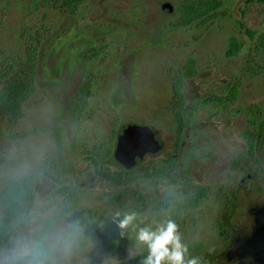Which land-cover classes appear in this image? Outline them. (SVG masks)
<instances>
[{"label":"rangeland","instance_id":"374dc122","mask_svg":"<svg viewBox=\"0 0 264 264\" xmlns=\"http://www.w3.org/2000/svg\"><path fill=\"white\" fill-rule=\"evenodd\" d=\"M191 1L85 0L72 13L62 2L0 0V69L21 65L36 83L22 119L12 123L0 115V194L9 183L32 178L34 195L0 264H141L148 253L136 231L121 236L113 221L117 212L140 206L133 194L110 201L102 181L72 198L58 194L76 180L101 179L89 157L99 152L111 162L124 125L159 130L167 152L175 141L187 147L186 186L146 188L167 192L141 210L138 227L155 230L173 220L189 256L201 264H264V0H220L212 18L184 25L182 8ZM167 4L172 13L163 10ZM233 38L241 48L227 58ZM31 47L38 50L33 70L27 68ZM234 83L238 98L223 108L216 97ZM178 84L184 107L197 109L180 140ZM85 85L90 94L82 96ZM259 124L261 147L250 157L244 131ZM247 174L256 178L241 184ZM199 187L208 195L199 205L188 204ZM5 218L0 205V222ZM224 220L236 232L228 239L216 233ZM100 231L103 248L94 259L86 245ZM115 235L118 246L112 245Z\"/></svg>","mask_w":264,"mask_h":264},{"label":"flooded vegetation","instance_id":"af4514ba","mask_svg":"<svg viewBox=\"0 0 264 264\" xmlns=\"http://www.w3.org/2000/svg\"><path fill=\"white\" fill-rule=\"evenodd\" d=\"M236 55L237 54L230 56V55H228V51L226 52L227 58H232ZM211 98H212V96L207 97V98L204 97V105L208 102V100H211ZM216 98H217L218 104H223V108H226V104H229L231 102L233 103L238 98L237 84L234 83L232 85V87L228 88L226 95L225 94L224 95H218ZM183 99H184V97H183ZM195 99L196 98H193V101ZM183 101L185 102L186 100L184 99ZM195 105L189 104V105H187V107L183 111V116L187 122H188V116L191 115V113H194L197 111V109H194ZM261 130H262V124L261 125L259 124L258 127L255 128V130H250L247 128V130L244 131L246 133V136L248 134V136H247L248 154L250 157H255L259 148L261 147V142L263 139V135H262ZM154 131L156 134V138L159 141H161L162 135L160 134V131L157 129H154ZM189 136H190V129H188V131L186 133V139L189 138ZM251 137L255 138L253 141L254 142L253 147H251V139H252ZM256 137L261 138V140H259V142H258ZM177 140H178V138H177ZM116 143H117V139H116ZM162 143L164 144V146L160 152H158L156 154H147L144 157L143 161L132 169H127L122 164H120L118 161H116L115 157H114V153H113L112 161L108 163L107 161H105L101 157H99V155H98L99 152L98 153L96 152L89 157V160L92 164V168L94 170V173H96L97 176H101V179H98L95 175H93V177H91L89 180L91 182L89 184L87 182L79 184L77 182L78 180H76L75 182L70 184L69 188L59 189L58 194L65 196V197L72 198L78 194V192H79L78 190L82 191V193L93 191L95 189L96 185L102 181V182H104L106 188H109L111 190V191L106 190V193H103L105 195H103V194L102 195L105 197H108L110 199V201H117L118 202V201H121L122 198L130 197L133 194V197L136 198L138 204L140 205L139 207H133V211H132V212L137 213V221H138L139 214L141 213V210L146 209L149 206L150 201L158 200L160 202L162 197H164V195L167 192V191L159 190V192L157 194H155V192H153V190H151V189L146 190V192H145L146 188H148L150 185H153L155 188H159V187L161 188L163 186V187L167 188L168 190L171 188L176 189V190H181L180 188H182L183 186L185 187L187 184V181H188L186 178L183 177V174L185 172L183 165H184V151L187 148L186 142L182 141L181 144H179L177 141H175V144H174L175 147L173 149V152H171V150H170V152H167L166 151V142L164 141ZM191 146L192 145L190 144L188 146V148L189 147L191 148ZM115 148H116V145H115ZM191 150L189 149L186 152V157L188 158V160L193 159L194 154H193V152H191ZM114 152H115V149H114ZM96 157H98V159H96ZM256 161L257 160L254 159L252 161V163L256 164ZM150 162H152V164H150ZM108 164L110 166H111V164H114L115 167L116 166L119 168L121 167V169L119 170V169H113L112 167L110 168V166ZM140 169H142V170L140 171ZM118 173L121 174V176H122V182L120 184L114 183V181L112 180V176L115 174H118ZM132 173H133V175H130ZM167 177H168V179H167ZM254 178H256L255 174H253V175L247 174L246 176L241 178V184H247L249 181H252ZM138 181L144 182L143 188H140V189L138 188V191H134L133 189H130V191H128L130 186L134 185V183H136ZM126 188H128V189H126ZM112 189L115 192H113ZM198 189H203L206 192L205 197H203V199H202V201H203L206 198V196L208 195V189L205 187H199ZM132 191H134V192H132ZM33 198H34V195H33V191H32V201H31L30 207L33 204V201H34ZM190 201L188 202V204L193 205V204H191ZM169 203H170V201H167V202L164 201L163 202V204L165 206H168ZM30 207H29V209H30ZM28 215H29V210L27 211V214L24 217L25 220L28 217ZM23 220L20 224L23 223ZM137 221H136V224H137ZM13 232H11V234ZM128 232L126 231V233H128ZM216 233H219V236L226 237L227 239L229 238V236H228L229 233H232L233 235L236 234L235 230L231 227L229 222L226 220L221 222L220 225L218 224ZM11 234H10V236H11ZM101 234H102L101 231L98 232L96 237H95V240L91 239L88 242V245H86L87 250H89V249L94 250V255H92L93 256L92 258H94V259L98 258L95 251L97 249L103 248V246H101V248H98V243H99L98 237ZM118 234L121 235L120 232ZM118 239H120L119 236L115 235V237L113 239L115 241L112 244L113 246H118V243H119L117 241ZM9 240H10V238H9ZM108 243H109V241H108ZM77 244H79V242L75 241L74 245H77ZM3 252H4V250H3ZM2 257H3V254H2ZM213 258L214 257L211 258V255H207V259H213ZM40 260H43V262H44L43 258H40ZM38 263H39L38 261L35 262V264H38ZM45 264H47V263H45Z\"/></svg>","mask_w":264,"mask_h":264},{"label":"trees","instance_id":"16d2710c","mask_svg":"<svg viewBox=\"0 0 264 264\" xmlns=\"http://www.w3.org/2000/svg\"><path fill=\"white\" fill-rule=\"evenodd\" d=\"M84 1L85 0H50V2L54 3L62 2L72 13L76 12L78 5ZM220 5V0H193L183 6L182 12L184 15L181 17L180 22L184 25H189L204 17L208 20L213 17V12H215ZM240 48L241 46L238 41L235 38L231 39L228 55L237 54ZM37 55V48L31 47L27 68L30 67V69H34ZM0 82L2 85L0 89V115L5 117L8 121L16 123L23 118L24 104L30 100L36 91L35 78L32 72H29L26 67L20 65L16 68L14 64L9 63L6 67L0 69ZM88 87H90V85L86 86V92H84L82 96L90 94ZM181 91L178 84V86H176L178 107H176L177 112H175L178 126V140L181 139L188 123L183 116L185 103ZM194 109H196V105ZM251 138V147H253L255 138ZM256 139L258 142L261 140L259 137H256ZM112 180L114 183L120 184L122 182L121 174L118 173L113 175ZM32 183V178L23 180L19 183L11 182L6 185L5 189L0 194V205L6 210V218L0 222V261L11 232L22 222L29 210L32 201ZM205 195L206 192L203 189H198L195 197L190 201L191 204L194 206L199 205Z\"/></svg>","mask_w":264,"mask_h":264},{"label":"clouds","instance_id":"9594fccd","mask_svg":"<svg viewBox=\"0 0 264 264\" xmlns=\"http://www.w3.org/2000/svg\"><path fill=\"white\" fill-rule=\"evenodd\" d=\"M113 221L117 223L121 236L130 228L136 231L137 243L145 246L148 253L141 264H201L199 258L189 256V248L182 242L178 226L171 219L155 230L151 226L138 227L135 212L122 216L117 212Z\"/></svg>","mask_w":264,"mask_h":264},{"label":"water","instance_id":"95a60500","mask_svg":"<svg viewBox=\"0 0 264 264\" xmlns=\"http://www.w3.org/2000/svg\"><path fill=\"white\" fill-rule=\"evenodd\" d=\"M163 10L172 13L170 4L164 5ZM164 144L156 138L153 128L141 125H124L117 137L114 152L115 160L127 169L140 164L147 154L160 152Z\"/></svg>","mask_w":264,"mask_h":264}]
</instances>
